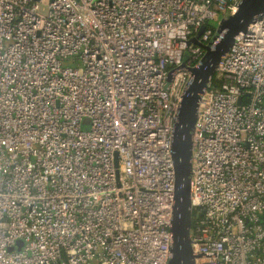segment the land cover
<instances>
[{
  "label": "built area",
  "instance_id": "2783aa9c",
  "mask_svg": "<svg viewBox=\"0 0 264 264\" xmlns=\"http://www.w3.org/2000/svg\"><path fill=\"white\" fill-rule=\"evenodd\" d=\"M239 2L0 0V264H167L186 68ZM190 203L194 264H264V16L201 96Z\"/></svg>",
  "mask_w": 264,
  "mask_h": 264
},
{
  "label": "water",
  "instance_id": "95a60500",
  "mask_svg": "<svg viewBox=\"0 0 264 264\" xmlns=\"http://www.w3.org/2000/svg\"><path fill=\"white\" fill-rule=\"evenodd\" d=\"M264 16V0H240L235 12L222 19L212 40L203 45L202 58L192 67H185L191 82L185 89L177 108L171 138V160L174 173L173 205L170 222V258L167 264H194L191 251V203L193 134L201 96L214 75L218 64L250 23ZM204 27L197 33L202 34ZM189 43L198 44L196 39ZM168 74L167 81L170 80ZM20 244V243H19Z\"/></svg>",
  "mask_w": 264,
  "mask_h": 264
},
{
  "label": "rangeland",
  "instance_id": "374dc122",
  "mask_svg": "<svg viewBox=\"0 0 264 264\" xmlns=\"http://www.w3.org/2000/svg\"><path fill=\"white\" fill-rule=\"evenodd\" d=\"M188 58V55L185 57V59H187ZM64 66H65V64H64Z\"/></svg>",
  "mask_w": 264,
  "mask_h": 264
}]
</instances>
